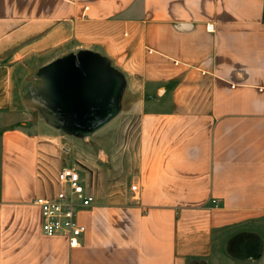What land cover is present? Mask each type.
<instances>
[{
  "label": "crops",
  "instance_id": "1",
  "mask_svg": "<svg viewBox=\"0 0 264 264\" xmlns=\"http://www.w3.org/2000/svg\"><path fill=\"white\" fill-rule=\"evenodd\" d=\"M81 52L122 77L118 113L86 136L29 124L24 81ZM65 165L93 193L76 248L34 204ZM198 260L264 264V0H0V264Z\"/></svg>",
  "mask_w": 264,
  "mask_h": 264
},
{
  "label": "trees",
  "instance_id": "2",
  "mask_svg": "<svg viewBox=\"0 0 264 264\" xmlns=\"http://www.w3.org/2000/svg\"><path fill=\"white\" fill-rule=\"evenodd\" d=\"M114 74L97 55L81 52L43 67L34 82L35 93L66 112L84 109L87 114H97L107 104Z\"/></svg>",
  "mask_w": 264,
  "mask_h": 264
},
{
  "label": "built area",
  "instance_id": "3",
  "mask_svg": "<svg viewBox=\"0 0 264 264\" xmlns=\"http://www.w3.org/2000/svg\"><path fill=\"white\" fill-rule=\"evenodd\" d=\"M206 29H212L207 25ZM150 52V51H149ZM178 65L177 61H173ZM58 190L50 198H36L34 204L40 209V231L45 237H60L69 248L80 246L85 227L78 222V214L93 202L92 188L74 166H63L57 174ZM136 190V185L130 187ZM216 205L215 200L210 201Z\"/></svg>",
  "mask_w": 264,
  "mask_h": 264
},
{
  "label": "water",
  "instance_id": "4",
  "mask_svg": "<svg viewBox=\"0 0 264 264\" xmlns=\"http://www.w3.org/2000/svg\"><path fill=\"white\" fill-rule=\"evenodd\" d=\"M74 66L78 69L76 61H74ZM114 75L115 81L108 95L107 104L97 114H87L84 109H77L69 113L54 107L50 102L35 93L34 82L38 81V75L24 81L22 97L24 98L26 107L30 110L37 111L52 127L69 134L86 136L100 128L118 113V99L123 88V79L116 72ZM81 115V118H77Z\"/></svg>",
  "mask_w": 264,
  "mask_h": 264
},
{
  "label": "rangeland",
  "instance_id": "5",
  "mask_svg": "<svg viewBox=\"0 0 264 264\" xmlns=\"http://www.w3.org/2000/svg\"><path fill=\"white\" fill-rule=\"evenodd\" d=\"M17 111H19L21 113V117L22 116L28 117L29 118V124H32V125L36 123V119L41 118V115L37 111H33V110L28 109L23 104L22 101L20 103V108H18ZM125 116L126 117L120 121V124L117 126V130H115L114 132L117 134H120V133L123 134L124 133V136L128 137V140H130V145H132L134 136L136 135V125H137V122L135 120L136 117L132 116L130 114L129 115L125 114ZM128 117H130V120H127ZM117 144L119 145V143H117ZM114 145H116V143H114ZM75 147H76V152L80 151V150L81 151H87L88 150L85 145H82L80 143H77V145ZM118 147L116 146V148H118ZM102 157H103L102 155L100 157V154L96 153L94 158H95V162H96L97 166H99L100 161L102 160ZM73 160H74V157H73ZM80 173H82V170H80ZM218 244H219V249L221 250V252L225 253V252H223V250L225 249L226 241L221 240L220 243H218ZM197 263L198 264H206V262L204 260H198Z\"/></svg>",
  "mask_w": 264,
  "mask_h": 264
}]
</instances>
